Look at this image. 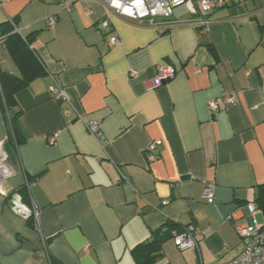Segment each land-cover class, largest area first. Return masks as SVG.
I'll list each match as a JSON object with an SVG mask.
<instances>
[{"label": "crops", "instance_id": "0c3cea01", "mask_svg": "<svg viewBox=\"0 0 264 264\" xmlns=\"http://www.w3.org/2000/svg\"><path fill=\"white\" fill-rule=\"evenodd\" d=\"M179 8L153 24L99 0L0 2V73L20 76L1 35L7 24L29 38L46 71L15 93L11 107L0 89V141L16 168L3 184L8 196L0 194V264H221L235 257L243 242L236 227L251 223L246 204L258 207L264 184V0H230L208 14ZM105 18L116 45L99 27ZM158 65L174 66L176 75L150 88ZM56 84L66 98L54 96ZM88 121L100 122L102 140ZM154 140L161 148L149 162ZM208 182L215 183L213 203L203 195ZM15 196L37 206L40 230L30 213L14 209ZM254 218L264 224V210ZM173 219L178 229L195 224L197 249H178L174 228L155 242L154 232Z\"/></svg>", "mask_w": 264, "mask_h": 264}, {"label": "built area", "instance_id": "2783aa9c", "mask_svg": "<svg viewBox=\"0 0 264 264\" xmlns=\"http://www.w3.org/2000/svg\"><path fill=\"white\" fill-rule=\"evenodd\" d=\"M6 0H0L3 2ZM87 1V0H83ZM105 4V6L120 16L131 18L133 20L148 19L153 24L157 19L169 20L175 12V9L179 6L185 5L188 11L196 15L200 12L210 13L216 8L225 6L230 0H99ZM54 23V19H48V24ZM99 27L106 34L110 35V43L116 45L120 42L116 32L112 28L108 18L102 20ZM136 71L132 70L131 76L136 75ZM176 75V69L172 65H158L156 68V74L154 77L148 79V86L150 88H157L169 80H172ZM55 97L59 99L66 98L65 91L59 84H56L51 89ZM227 103H233L234 97L228 96L225 98ZM209 108L212 113L217 112L219 109V103L217 100H211L209 102ZM88 131L96 136V138L102 140L103 134L100 128L99 121L86 122ZM50 144H54L55 137L49 138ZM161 148V141H152L146 151V157L149 162H153L158 158L159 150ZM16 173V168L12 163L9 154L7 153L3 141H0V194L8 196L5 192L3 184ZM26 186H29V181L25 178ZM204 197L209 203L214 202L215 196V183L208 182L204 187ZM15 198L10 197L9 201L14 206V209L23 213L26 216L30 213L33 218L34 226L40 230L39 225V210L36 205L28 209L25 205L19 203ZM246 209L252 216L251 223H246L236 227L238 234L241 236L243 242L238 247L235 257L232 260L225 261L221 264H264V224H259L254 218V214L258 211V207L254 202H248ZM28 213V214H27ZM173 223H177L176 219L170 220ZM167 227L162 228V232H166ZM171 235L175 245L180 250L197 249L198 243V231L195 224H188L181 228H174L171 230Z\"/></svg>", "mask_w": 264, "mask_h": 264}, {"label": "trees", "instance_id": "16d2710c", "mask_svg": "<svg viewBox=\"0 0 264 264\" xmlns=\"http://www.w3.org/2000/svg\"><path fill=\"white\" fill-rule=\"evenodd\" d=\"M1 35H4V43L8 47L13 60L20 69V76L7 72L0 73V89L2 98L6 106L11 107L15 104V93L18 90L27 87L33 80L45 75L46 71L39 63L34 50L31 49V43L28 37H22L20 34L14 32V29L10 24L4 26L1 30ZM11 124L15 135L18 138L20 129L15 118H11ZM19 192L23 195L24 199H27L28 195L25 185L19 189ZM256 202L258 207L264 210V184L259 186ZM165 226L167 227V231L176 228V225H174L173 222L170 220L167 221L163 226L154 232L156 235L155 237L158 236L155 242L160 243L164 235L167 234L162 232V228Z\"/></svg>", "mask_w": 264, "mask_h": 264}, {"label": "rangeland", "instance_id": "374dc122", "mask_svg": "<svg viewBox=\"0 0 264 264\" xmlns=\"http://www.w3.org/2000/svg\"><path fill=\"white\" fill-rule=\"evenodd\" d=\"M185 7H186V6H185V5H183V6H180V8H179V9H180V10L183 12V10L185 9ZM258 220H259V221H261V220H260V216H258Z\"/></svg>", "mask_w": 264, "mask_h": 264}, {"label": "water", "instance_id": "95a60500", "mask_svg": "<svg viewBox=\"0 0 264 264\" xmlns=\"http://www.w3.org/2000/svg\"><path fill=\"white\" fill-rule=\"evenodd\" d=\"M18 32V31H17Z\"/></svg>", "mask_w": 264, "mask_h": 264}]
</instances>
